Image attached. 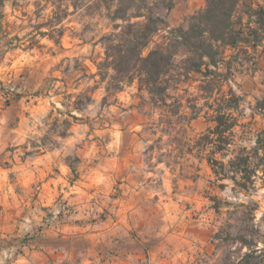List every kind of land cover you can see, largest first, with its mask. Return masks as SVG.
Listing matches in <instances>:
<instances>
[{"label": "rangeland", "instance_id": "rangeland-1", "mask_svg": "<svg viewBox=\"0 0 264 264\" xmlns=\"http://www.w3.org/2000/svg\"><path fill=\"white\" fill-rule=\"evenodd\" d=\"M171 2L157 10L165 25L154 42L168 28H187L206 7V0ZM98 3L7 0L0 9V142L13 163L60 149L76 171L53 170L67 185L62 191L60 180L37 229L10 241L4 264L16 257L20 264H225L246 253L238 237L253 224L263 246V182L245 191L218 177L207 136L217 99L231 89L242 99L239 126L234 145L214 158L227 164L231 150L244 148L253 155L264 131V58L256 68L232 64L225 81L191 73L170 89L168 106L142 96L125 101V94L104 102V89L86 77L114 26ZM56 11L59 43L40 35L51 33Z\"/></svg>", "mask_w": 264, "mask_h": 264}, {"label": "trees", "instance_id": "trees-1", "mask_svg": "<svg viewBox=\"0 0 264 264\" xmlns=\"http://www.w3.org/2000/svg\"><path fill=\"white\" fill-rule=\"evenodd\" d=\"M4 1L0 0V9ZM51 1L57 5L62 0ZM98 2V8L106 11L104 16L114 26L100 40L104 54L95 64L97 72L86 77L95 81L97 89H104V102L137 83L139 90L145 91L155 105L168 106L170 89L191 73L205 70L203 73L206 77L225 81L232 64L246 61L256 68L259 58L264 56V3L206 0V7L189 19L187 28H168L160 40L154 42V37L161 32V26L165 25L157 10L171 9V0ZM72 6L77 9L76 3L72 2ZM61 13H54L53 19L56 20L52 21L51 33L40 32V35H49L57 43L60 42L54 33L61 24ZM57 32L63 34L62 30ZM259 48L262 50L259 51ZM229 49L235 50L227 54ZM222 64L227 65V73L219 71ZM217 101L212 116L215 126L207 136L213 146L208 160L215 174L218 177L221 175V179L231 180L245 191L255 188L257 180L264 185V146L261 144L264 142V131L258 136L253 155L244 148L238 152L231 150L232 157L227 164L214 158L215 154L223 153L234 145L235 129L239 126L234 112L238 111L242 99L230 89L229 94ZM245 221L252 223L253 217ZM249 228V234L238 237L241 245L247 247L246 253L233 261L228 257L225 264H264V241L263 246L260 245L262 235L256 225Z\"/></svg>", "mask_w": 264, "mask_h": 264}, {"label": "crops", "instance_id": "crops-1", "mask_svg": "<svg viewBox=\"0 0 264 264\" xmlns=\"http://www.w3.org/2000/svg\"><path fill=\"white\" fill-rule=\"evenodd\" d=\"M252 1L255 4L264 3V0ZM6 2L7 0L4 1L5 6ZM229 50L232 53L235 49ZM258 50L261 51L262 48ZM263 58L264 56L259 58V61ZM127 89H131L133 92L128 94L123 91L117 96L125 94V101L141 96L144 99H149L145 91L139 90L137 83ZM58 150L60 149L51 152L43 151L32 160L13 163L11 159H8L6 145L0 142V154L4 153L3 159L0 160V264H4L5 258L11 254L10 241L18 242L22 232L37 229L45 207L53 206L56 196L61 192L59 189L60 180L64 181L62 191L67 185L65 177L50 176L53 174V170L60 168L64 172H68L69 169H72L74 173L76 172L75 168L60 159ZM12 171H16L17 175L14 182L10 180ZM35 189L40 190L37 193V198L34 194ZM20 261V258L16 257L12 264H20Z\"/></svg>", "mask_w": 264, "mask_h": 264}, {"label": "built area", "instance_id": "built-area-1", "mask_svg": "<svg viewBox=\"0 0 264 264\" xmlns=\"http://www.w3.org/2000/svg\"><path fill=\"white\" fill-rule=\"evenodd\" d=\"M1 92V91H0Z\"/></svg>", "mask_w": 264, "mask_h": 264}]
</instances>
